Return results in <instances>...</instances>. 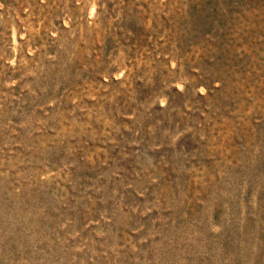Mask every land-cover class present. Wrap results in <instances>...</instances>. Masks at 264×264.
I'll list each match as a JSON object with an SVG mask.
<instances>
[{
  "label": "rangeland",
  "instance_id": "obj_1",
  "mask_svg": "<svg viewBox=\"0 0 264 264\" xmlns=\"http://www.w3.org/2000/svg\"><path fill=\"white\" fill-rule=\"evenodd\" d=\"M0 264H264V0H0Z\"/></svg>",
  "mask_w": 264,
  "mask_h": 264
}]
</instances>
